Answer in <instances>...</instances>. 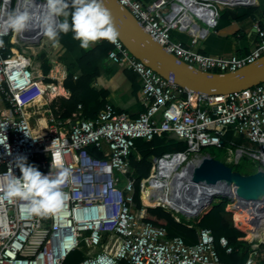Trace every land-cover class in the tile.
<instances>
[{
	"label": "built area",
	"instance_id": "obj_1",
	"mask_svg": "<svg viewBox=\"0 0 264 264\" xmlns=\"http://www.w3.org/2000/svg\"><path fill=\"white\" fill-rule=\"evenodd\" d=\"M118 1L166 51L199 70L235 71L264 55V29L259 24L257 45L242 56L203 55L172 39V30L194 23L202 27L199 36L208 33L217 25L222 8L229 6L226 0H153L146 5ZM23 7L24 0H0V33L5 31L6 11ZM14 32L2 35L0 46V193L8 180L21 175L15 166L21 155L47 174L58 148L69 176L62 185L61 208L46 216L29 214L23 200L0 198V264H65L76 250L84 252L77 264H226L216 244L226 253L233 248L224 236L217 242L210 228L198 229L195 240L188 243L144 220L146 207L139 212L133 202L136 179L129 156L138 139L168 135L185 143L184 149L153 159L149 175L139 182V199L150 181L192 170L199 164L192 161L202 157L205 147H225L234 153L235 164L247 157L258 163L256 170H264V82L228 94L192 93L133 57L119 38L115 43L104 40L111 45L109 61L137 75L141 113L131 118L106 104L95 117L84 118L78 105V111L64 120L35 118V105L56 94V87L44 81L25 51L14 52L22 45L20 38L13 42ZM28 104L35 127L45 131L35 141L23 111ZM228 132L242 135L248 145L226 146L223 138ZM222 195L229 199L227 211L244 215L245 229L234 226L252 234L239 238L250 245L243 264H264V196L240 203Z\"/></svg>",
	"mask_w": 264,
	"mask_h": 264
},
{
	"label": "trees",
	"instance_id": "obj_2",
	"mask_svg": "<svg viewBox=\"0 0 264 264\" xmlns=\"http://www.w3.org/2000/svg\"><path fill=\"white\" fill-rule=\"evenodd\" d=\"M228 12L229 10L226 9L221 10L220 17L226 16ZM68 35L72 34H61L59 37L60 42L67 46L66 38ZM101 42L102 44L98 47L82 50L81 57L77 62L78 72L76 75L68 73L63 81L64 88L70 92L69 98L58 97L49 104L53 116L59 117L61 120L70 118L73 113L78 111V105H80L82 116L84 118H93L106 105L105 93L99 92L92 87V84L99 76V64L108 58V51L111 48L110 43L104 40ZM41 69L44 74H47L50 66L44 62L41 64ZM230 137L231 132H228L223 138L225 144L228 143L227 141ZM184 148L185 143L183 141L168 135L155 136L150 141L143 139L136 141L135 148L129 156L130 169L136 179L133 194L135 208L140 209V204H142L143 207H146L145 221L159 227H165L169 237L179 235L188 243H192L195 240L198 229L203 227L210 228L217 242L219 237L224 236L227 238L228 244L233 248L231 253H226L225 250L216 244L220 259L226 264H243L247 258L250 245L247 241L239 239L244 236V233L233 225V215L225 209L229 202L228 199H222L213 204L199 222H189L188 224L191 227L178 223L169 212L160 208V202L148 185L143 187V192L139 199V182L149 175L152 158ZM247 238L249 237L247 236ZM83 256L84 252L82 250L73 251L67 257L65 264H77Z\"/></svg>",
	"mask_w": 264,
	"mask_h": 264
},
{
	"label": "crops",
	"instance_id": "obj_3",
	"mask_svg": "<svg viewBox=\"0 0 264 264\" xmlns=\"http://www.w3.org/2000/svg\"><path fill=\"white\" fill-rule=\"evenodd\" d=\"M138 1L146 5L153 0ZM227 1L229 5L233 6H225L222 8V10H229L228 14L220 17L217 25L214 28H210L208 33L199 36L202 27L198 23H194L185 29L172 30L170 32L172 39L203 55L242 56L249 53L258 43L255 25L259 24L264 29V0ZM244 1H249V3L237 4ZM45 40L49 39L47 37L42 39V41ZM66 40L68 46L60 42L59 47L52 46L51 50H49L54 60L52 62H55V65L54 67H50L47 74L43 73L41 66L37 67L45 76L44 81L52 83L56 87V94L50 97H43L42 102L39 103L48 101L50 104L53 99L58 97L67 99L70 96V92L63 86V81L68 73L76 75L78 72L77 62L81 57L83 48L80 47L79 41L72 39V35H68ZM16 41L14 39V43ZM101 44L102 42L99 41L89 48L93 49ZM14 52L18 51L14 48ZM92 87L99 92L105 93L106 104L112 105L116 111L126 113L131 118H136L143 110L141 103L142 92L137 75L123 66L112 63L108 58L99 64V76L92 84ZM49 104L45 108L40 107L44 115L43 117L37 109L35 110L36 112L34 111L38 113V117H50L48 115L49 111H51ZM27 114L30 119H33L32 106L27 110ZM51 116H53L52 113ZM38 117L35 116V118ZM40 122L44 125V120H40ZM33 127L35 130L41 129L35 126ZM227 142L225 144L226 146L230 142L243 146L248 145L245 137L234 134L233 132H231V137Z\"/></svg>",
	"mask_w": 264,
	"mask_h": 264
},
{
	"label": "clouds",
	"instance_id": "obj_4",
	"mask_svg": "<svg viewBox=\"0 0 264 264\" xmlns=\"http://www.w3.org/2000/svg\"><path fill=\"white\" fill-rule=\"evenodd\" d=\"M24 2L25 7L6 11L5 31L0 33V46H3L2 35L8 31L23 33L36 30L46 36L55 47L60 46L61 34L71 33L72 39L79 41L83 49H89L102 40L115 43L118 39L110 11L103 0ZM31 138L35 141L40 137ZM15 166L19 168L21 175L13 176L7 181L0 198L9 202L17 199L25 201L26 211L31 215L46 216L61 208L64 196L62 185L69 176V169L59 158L58 148L47 174H43L35 165L28 164L27 157L23 155L15 158Z\"/></svg>",
	"mask_w": 264,
	"mask_h": 264
},
{
	"label": "water",
	"instance_id": "obj_5",
	"mask_svg": "<svg viewBox=\"0 0 264 264\" xmlns=\"http://www.w3.org/2000/svg\"><path fill=\"white\" fill-rule=\"evenodd\" d=\"M103 2L110 11L118 38L130 54L163 78L189 92L202 95L228 94L264 82V55L235 71H202L166 51L118 0H103ZM191 174L214 188L221 184H232L233 181L237 185L239 182L253 181L254 184L247 186V196L241 198L244 202L256 201L264 196V170L261 169L244 175L234 171L230 165L205 154L199 164L191 170ZM217 195L220 194L216 192L212 195L209 206ZM209 210L210 208L204 214Z\"/></svg>",
	"mask_w": 264,
	"mask_h": 264
},
{
	"label": "bare ground",
	"instance_id": "obj_6",
	"mask_svg": "<svg viewBox=\"0 0 264 264\" xmlns=\"http://www.w3.org/2000/svg\"><path fill=\"white\" fill-rule=\"evenodd\" d=\"M245 3H249V1H246ZM32 36L33 38H31ZM42 37H46V36L42 35L40 32L36 30H29L23 33H18V39L20 38L21 39L20 41L26 43L29 42L37 43L39 41L38 39H41ZM30 106H32V104H28L23 108V111L28 118L30 129L35 137L44 136L45 131L41 130L42 129L41 128L40 130H36L37 131L36 132L35 128L32 126V124L29 121L27 110L29 109ZM200 160L201 158L197 157L192 162L194 164L195 163L198 164ZM195 166H192L191 168L194 169ZM172 184L174 187L173 189L171 188ZM250 184H254V182L253 181L246 183L239 182L237 185V183L233 181L232 184L219 185L217 188L211 189L210 185H207L205 182H202L200 179L193 177V175L191 174V169H189L187 172L182 171L178 174H175L173 178L152 180L149 182L148 186L155 193H157V195L163 200L164 204L169 205L170 207L175 209L179 214L181 215L183 214L187 218H193L205 212L208 209L210 198L216 192L219 194L225 193L227 195H230L235 200L240 199L239 202L243 203L244 200L241 198L247 196L248 194L247 186H250ZM243 217L244 215L242 212H235L233 216V221L235 226H237L238 228L245 229ZM241 221L243 223L240 224L239 222ZM251 235L252 234L247 233L248 237H251Z\"/></svg>",
	"mask_w": 264,
	"mask_h": 264
},
{
	"label": "rangeland",
	"instance_id": "obj_7",
	"mask_svg": "<svg viewBox=\"0 0 264 264\" xmlns=\"http://www.w3.org/2000/svg\"><path fill=\"white\" fill-rule=\"evenodd\" d=\"M13 38L16 39L18 41V43H19L18 33L14 32ZM31 38H33V36ZM44 38L45 37H42L41 39H38L39 43H34V42L26 43V42L22 41L21 42L22 45H20L18 47L17 51L18 52L25 51L26 52L25 53L26 57H28L30 60L34 61V63L36 65H38V66H41V64L46 62L50 67H52V66L54 67L55 62H52L54 60H53V58L51 57V55L49 53L50 52L49 50H51L53 44H52V42L50 40L42 41V39H44ZM48 104H49L48 101H44V103H39V104L35 105L34 111L37 109L38 112L43 117L44 115L42 114L41 108H45ZM37 115H38V113H35L36 117H38ZM48 115L51 116V111H49ZM29 121L32 124V126H35L34 125L35 122H34L33 119L29 118ZM202 152L203 153L201 154V156H203L205 154H209L211 157H213L215 159H218V160L224 162L227 165H230L233 168L234 171H236L238 173H242L244 175H247L249 173L254 172L257 169V167H258V163L257 162H255L252 159L247 158V157L241 158L238 161L237 164H234L235 163L234 153H231V154L228 153V150L225 147H223V148H217V147H214V146L205 147ZM153 159L154 158H152V160ZM171 188L172 189L174 188L173 184L171 185ZM154 194L156 195V198L160 202V206H162L160 208L164 209L166 212H169L171 214V216L175 219V221H177L178 223H181V224H184V225H187V226L191 227V225L188 224L189 222H192V221L199 222L201 217L204 215V212H203V213L199 214L196 217L186 218L185 216L179 214L175 209H173L169 205L164 204L163 200L157 195V193L154 192ZM222 199H228V197L224 196L222 194L217 195L216 198L213 200V202L210 204L209 208L212 207L213 204L221 201ZM140 205H141V208L138 209L139 212H141L142 209H144V207H142V204H140ZM156 208H158V207H156ZM227 208L228 207L226 206L225 209L227 210ZM144 214H145V212H144ZM233 223H234V221H233ZM244 236H245V238H247V234H244Z\"/></svg>",
	"mask_w": 264,
	"mask_h": 264
}]
</instances>
